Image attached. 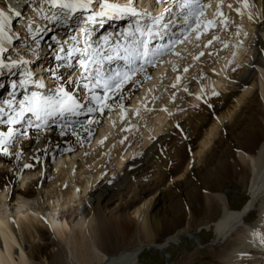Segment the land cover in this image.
<instances>
[{
    "label": "bare ground",
    "instance_id": "6f19581e",
    "mask_svg": "<svg viewBox=\"0 0 264 264\" xmlns=\"http://www.w3.org/2000/svg\"><path fill=\"white\" fill-rule=\"evenodd\" d=\"M202 2L208 3L209 0ZM250 2L256 5L250 11L264 14V0ZM212 3L214 5L215 0ZM227 3L235 6L234 0H225V5ZM222 10L229 15L227 7ZM211 11L209 9L206 13L209 18ZM25 12L27 14V10ZM230 13L236 18L234 22L230 21L233 16L229 18L233 23L229 33L231 38L236 39L231 45L228 43L230 49L213 46L218 63L209 65L208 68L214 71H208L207 76L201 78L192 101L198 103L202 98L200 93L205 89L207 97H211L207 101L212 103L211 110L201 104L185 119L173 120L175 124L170 123L165 130L163 123L175 108L163 101L162 88L156 86L173 84L177 75L182 76L178 61L182 69L187 67L189 71V65L194 61L189 58L183 63V50L188 47L191 55L199 56L202 46L212 35L219 37L223 29L220 26L216 30L209 29L205 34L210 36H205L204 42V33L201 34L199 39L203 45H199V49L194 48L199 39L190 33L189 41L176 45L175 51L179 55L165 53L160 58L163 63H157L149 70L150 78L142 77L132 94L125 96L126 115L123 120L120 108L114 105L110 113L106 110L104 115L96 114L100 122L89 129L91 136L83 129L79 130L81 142H77L70 133L67 138L60 137L58 126L52 125V130L41 132L39 138L35 130L30 132L32 142L23 141L19 160L0 157V264H141V255L146 249L159 252L176 248L174 240L182 237L201 244V238L208 233L212 237L211 246L224 244L220 264H264V245L260 243L261 237H264V177L261 170L264 168V24L255 16L249 20L247 13L243 17ZM112 24L119 26L117 19L112 20ZM245 32L248 34L245 35ZM238 39H246L247 43L242 45L236 41ZM17 43L22 47L20 42ZM234 60L235 63H243L238 71L235 68L231 74ZM48 65L49 69H55L64 78L73 71L63 62H57L54 54L47 60L42 72ZM111 66L123 67V62H113ZM28 67L35 66L31 64ZM49 69L45 71L52 76ZM226 69L235 89L231 95L220 92L222 82L226 80V75L222 77L225 73H221ZM21 70L23 68L14 71ZM31 70L37 74L34 68ZM0 72L3 73L0 74V85H3L0 87L3 90L0 98H8L13 89L11 84H3V77L12 76L9 82H19L21 78L6 69ZM44 82L47 84L46 79ZM73 87L72 84L67 85L68 90ZM226 87L230 88V85ZM26 88L29 93L38 90L34 83L26 85ZM22 91L24 93V89L19 87L15 90L17 99L23 98ZM213 91L219 95H211ZM163 97L170 100V97ZM158 99L164 105L160 108L161 112H155L154 121H143V128L147 129L143 133L146 136L155 135V139L150 142L148 138L144 145L149 143V146L131 160L128 157L136 151L133 146L127 154L117 152L115 163L121 168L116 170L113 178H100L107 166H102L103 160L98 156L108 154L115 147L113 141L119 136L114 132L112 135L109 133L111 137L108 135L110 125L116 120L122 122L130 118L139 122L137 116L154 103L159 105ZM134 109H139L138 114H133ZM78 119L83 122L85 117ZM132 128L126 127L127 131L120 137ZM0 131H6V125L0 124ZM188 131H193L194 138H188L184 147H179L180 139ZM197 139L199 142L196 143ZM209 145L210 148L207 147ZM197 157L199 160L191 165ZM51 162L54 163V176L47 167ZM25 163L31 167L24 168ZM146 174L153 178V190L158 193L156 197H147L153 191L147 193L138 185V180ZM89 175L92 181H98L97 188H87L88 183L81 179L87 176L90 181ZM238 178L239 182L235 181ZM248 178L249 194L233 202L237 194L234 196L231 192L234 194L240 183L246 184ZM228 181L235 182L232 188L229 186L232 189L229 192L226 189ZM66 183L65 189L63 186ZM128 195L130 197L125 198ZM113 202L116 206L107 209ZM178 202L183 205L181 214L172 209L173 205L178 206ZM199 202H204L208 210L213 203L218 208L202 223L204 227L190 231L189 225L183 227V220L188 218L192 221L196 217L201 209ZM11 203L15 208L13 214L7 208ZM254 232L256 235H253Z\"/></svg>",
    "mask_w": 264,
    "mask_h": 264
},
{
    "label": "snow or ice",
    "instance_id": "6c2138e0",
    "mask_svg": "<svg viewBox=\"0 0 264 264\" xmlns=\"http://www.w3.org/2000/svg\"><path fill=\"white\" fill-rule=\"evenodd\" d=\"M234 3L235 6L226 4L230 12L241 17L247 13L249 20L255 16L264 24V14L250 11L256 7L254 2L234 0ZM155 4H163L164 7L159 13L152 14L139 8L137 0H124L123 3L120 0H0V70L6 69L15 75V69L23 68L19 72V82H11L13 92L0 101L3 104L0 117H4L0 118V124L6 125V131H0V157L19 160L23 141L32 142L30 132L35 130L39 138L41 132L51 131L52 125L58 126L60 137L67 138L70 133L77 142H81L79 130L83 129L91 136L89 129L100 122L96 114L104 115L106 110L110 113L114 105L120 108L123 120L126 115L125 96L132 94L142 77L150 78L149 70L157 63H163L160 58L165 53L179 55L175 51L176 45L189 41L190 33L199 39L209 29L218 25L226 28L229 22V17L222 10L225 0H215L214 5L212 0L208 3L171 0V5L169 0H155ZM209 9L212 10L210 18L206 14ZM82 13L86 15L81 17ZM108 16L128 17L131 23L121 32L93 40L94 29L91 26L102 23V18ZM72 24L77 27L72 29L76 34L70 39L61 41L54 34L49 37L56 45L55 60L72 69V74L64 78L55 69H49L51 75L58 78L53 80L52 86H48L43 77L34 79L37 74L28 67L33 60L24 57L29 52L33 58L36 57L41 40L55 32V25ZM218 39L212 35L204 47ZM198 58L193 56V60ZM113 62H123V67L113 68ZM184 71L187 72L188 68L185 67ZM180 79L177 75L171 87L176 88ZM33 83L38 90L29 93L26 85ZM68 84L74 87L68 90ZM18 87L24 89L22 99H17L15 94ZM211 95L219 93L213 91ZM138 112L139 109L133 110L134 115ZM80 117H85L83 122L78 119ZM131 127L129 124L128 128ZM176 127L179 128V124ZM29 167L30 164H24V168ZM260 243L264 245V237Z\"/></svg>",
    "mask_w": 264,
    "mask_h": 264
},
{
    "label": "rangeland",
    "instance_id": "374dc122",
    "mask_svg": "<svg viewBox=\"0 0 264 264\" xmlns=\"http://www.w3.org/2000/svg\"><path fill=\"white\" fill-rule=\"evenodd\" d=\"M225 7H226V5H225ZM232 16H233V18H232ZM228 17L229 18L231 17L233 19L232 20L230 18L231 19L230 20L231 22H234V19L236 18L230 12H229ZM230 21L227 24V25L230 24L229 27L226 25V28L227 29L226 28H223L222 30L220 29L221 30L220 31L221 33H220V35L218 37L219 38L218 40L213 41V43L211 45H208L209 47L202 46L203 47L202 52L204 53L203 56H200L198 54L199 55L198 56L199 58L196 59V60H193L192 59L193 58V55H191L190 52L187 50L188 47H186V49H185V51L187 50L188 53L183 50L182 57H184V59L182 58V62L185 63L186 61H189V58H190V59H192L194 61L192 63L195 64V65L190 64L191 66L189 65V67H191V69L189 68L190 69L189 71L184 72L183 71L184 69H182L183 67H181V63L179 61L176 62V63H178V65H177L178 66V69H181V72L180 73L182 75L181 76L182 81L180 82L179 85H177L176 88H172L171 87L172 84H166V83H164L162 85L161 84H158L156 86V87L162 88L161 89V92H163L162 93L163 101L166 102V104H168L170 107L175 108L173 110V112L170 114V116H168L166 118V120L164 121V123H163L164 124L163 127L166 126L165 127V130H167V127L169 126L170 123L173 122V120L179 119V121H181L182 119H185L188 115H190L193 112L194 109H199L200 108L199 106L201 104L204 105V106H206V108L209 109V110L212 109V105H211L212 103H210V102L208 103L207 102L208 100H210L209 98H211V97H209V98L207 97V95L205 93L206 92L205 89H204L203 92L200 93L201 97L203 98V99L201 98L202 100L200 99L201 101L200 100L197 101L198 103H195V102L193 103L192 101L194 99L195 92L200 87V84L199 83H200L201 78L206 77L209 72L213 73V71H214L212 68H208L209 65H212L213 62L215 64L218 63V59L216 57V53H213V46H215V48H216L217 45H219L222 48L224 47L225 49L226 48H229L230 49V45H231L230 43L233 42L236 39V38L235 39L231 38L232 35L229 33V30L231 28L230 26L233 24ZM217 28H219V25L216 27V29ZM245 33L248 34V32H245ZM203 35H204V37H203V42H204V40L206 39L205 36H208L209 37L210 34L208 33V35H206L204 33ZM245 38H248V36H246ZM243 40H245V41H243ZM198 41L199 42H196L197 44H195V45L193 44L194 45V48L197 47L199 49L200 46L203 45V43H202V41H200V39ZM236 41H239L242 45L247 43V40L246 39H238ZM228 43L230 45H228ZM208 48H211V49H208ZM245 49H246V46H245ZM190 56H192V57H190ZM240 60H242V58ZM242 63H243L242 61L235 63V60H234V62L232 64V67H230V73L232 74V72L234 71L235 68H236V71H238L241 68ZM171 66H170V70L173 69V66L172 67ZM227 69L225 70L226 72L223 71L221 73V75L225 73L222 77H224L226 75L224 77V80H225V78H226V80H225L224 83L222 82L223 86H221V88H223V89L220 88V92L222 94H230L231 95L233 92H235V89H234V87L232 85L233 84L232 83L233 82V79H232V77H229ZM231 69H232V71H231ZM19 77L20 76L18 75V78ZM182 82H183V84H182ZM225 83H226V85H225ZM229 85H230V88H227L226 86H229ZM184 88H187V91H184ZM173 93L175 94V98L174 99H173ZM163 95H165L166 97H170V100H168V99L166 100V98L163 97ZM21 97H23V91L21 92ZM160 100L161 99H158L157 100V102L159 103V105H157V103H154L155 105H151L150 107H148L147 108L148 110L146 109V112L140 113V116H137V118L139 117V122L136 123L134 119L130 118V120L127 119V121L125 120V121H122V122H121V120L120 121L119 120H116L114 122V124H112V125H114V127L112 125H110V127H109L110 130H108L109 132L107 131L108 135L111 137V135L114 132V134L117 133V135H119V136H117L115 138V140L113 141L115 147L112 148V150L108 154H105L104 156H102V155H99L98 156V158H102V160H103L102 166H107V168L104 171H102L103 173H101L100 178L101 177L113 178L115 176L116 172L119 170V168H121L117 163H115V158L117 157L116 156V153L117 152H121V153L127 154L129 152V150H131L130 149L131 146H133V149L134 150L136 149V151H135V154H133L132 156H129L128 157V160H131L133 157H137L139 154H141L142 151L149 146V143L146 146L144 145L145 141L148 138L150 139V142L153 141L152 137L155 136V135H150V136L147 135L148 136L147 137L146 134L143 133L144 131H147V129H144L143 128V121H146V122L154 121L153 115H155V112H159L160 111V108L164 107L163 104H160ZM209 105H211V107H209ZM213 117H215L214 114H213ZM119 122H120V124H119ZM129 124L133 128L129 131V133H125L123 135V137H120V135L123 132H125V131H122V129H126V127H128ZM134 124L136 126H134ZM174 124L175 123L173 122V125ZM109 133L110 134L112 133V134L110 135ZM161 133H162V131L160 132L159 135H161ZM108 135H107V137L109 138V140H111V138ZM194 136H195V134L193 133V131L192 132L191 131H188L184 135L183 139L182 138L180 139L181 141H179V147H184L183 145H185L184 144L185 140H188V138L189 139H192V138H194ZM121 141H123V142H121ZM113 142H111V144ZM197 142H199V139H197L196 143ZM210 145L207 146V147L210 148ZM196 149L197 148H195V150ZM190 154H191V152H190ZM121 157H122V155H121ZM102 160L100 159L101 162H102ZM198 160H199L198 157H197V159L194 158V160L191 161V165H194L195 162L198 161ZM186 163L187 162H185V165H187ZM51 164H52V166H51ZM53 164L54 163L51 162L50 165L47 166L48 167V170L50 171V173H53L52 176H54V172H55V168H54V165ZM98 166H99V164H98ZM88 177H90V175ZM142 177L143 178H140L139 179L140 181L138 180V183H139L138 185H140L141 188L143 187L142 189L146 190L147 193L151 192V190L153 191L147 197H149L151 195H153L154 197H156L158 193H156L155 190H153L154 181H153L152 176L151 175L148 176V174H146V175H144ZM86 178H87V176H83V178H81V179L88 183L86 185L87 188L92 189V188H97L98 187V181L97 182L96 181H92V176L90 177V181L88 179H86ZM73 181L75 182V179ZM235 181L239 182V178L237 180L235 179ZM249 181H250V179L248 178L246 184L240 183V185L237 187L236 192L234 194L231 192V194L234 195V196L237 194L236 197H234L232 199L233 202L237 201V199L238 200H241V198L244 199L245 197H247V195L249 194V191H250V182ZM228 182L226 184V189L229 192V191L232 190L231 188L235 185V182L234 181H228ZM69 185H70V183H69ZM66 186H67V183H66V185L63 186V188H65ZM146 188H148V189H146ZM8 190H6V191H8ZM129 197H130V195L125 196V198H129ZM3 200H6V198H3ZM11 204L10 205H7V208L10 211V213L13 211L12 212V214H13L15 208H13V204L12 205ZM28 204H26V205H28ZM199 204H200V208H201V209H199V212L202 211V212H200L201 214L198 212L197 215H196V217L194 219H192V221H190L188 218L185 219V221L183 220V222H184L183 223L184 224L183 227H186V226L189 225L190 226V228H189L190 231H195L198 228L204 227L205 225L202 224V223L205 222V221H207V219L209 218V215H211L212 213H214L216 211V209L218 208V206H216L215 203L212 204L210 210H208L206 208V205H205L204 202H202V204L199 202ZM30 205H32V203H30ZM114 205L116 206V202H113V203L109 204L107 209L114 208L115 207ZM177 205L178 206L173 205L172 206L173 207L172 209L174 210V212L176 214H181L182 213L181 211L183 210V205L181 203H179V202H178ZM203 208H204V210H203ZM202 214H204V215H202ZM131 215H133V213H131ZM200 224H202V225H200ZM163 238L164 237L162 236L161 237V240ZM211 239H212L211 234L208 233V235H205V236H203L201 238V244H197V242L189 241L187 237H182L180 239L174 240L173 246H175L176 248L171 247V248H169L167 250L165 249V250L159 251V252L156 251V250H154V249H146L142 253V255H141L140 262H141V264H169V263H172V262H175V263H178V264H181L182 262H183L182 264H184L185 262H187L189 264H220V259H221L220 256L223 254L222 252H224V249H223L224 248V244L223 243H215V244H213L211 246ZM191 242H193L194 244L191 243ZM177 245H182V246H178L179 247L178 248ZM181 247H183V248H181ZM209 247H210V249H209ZM221 247H222L223 251H222ZM220 252H221V254H220ZM170 254H171V257H170ZM193 254H194V256H193ZM183 258H184V261H183Z\"/></svg>",
    "mask_w": 264,
    "mask_h": 264
}]
</instances>
